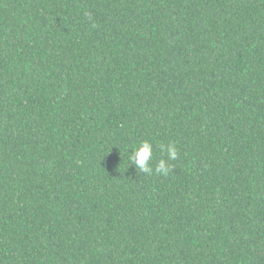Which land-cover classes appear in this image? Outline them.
<instances>
[{
	"label": "trees",
	"instance_id": "1",
	"mask_svg": "<svg viewBox=\"0 0 264 264\" xmlns=\"http://www.w3.org/2000/svg\"><path fill=\"white\" fill-rule=\"evenodd\" d=\"M0 264H264V0H0Z\"/></svg>",
	"mask_w": 264,
	"mask_h": 264
},
{
	"label": "clouds",
	"instance_id": "2",
	"mask_svg": "<svg viewBox=\"0 0 264 264\" xmlns=\"http://www.w3.org/2000/svg\"><path fill=\"white\" fill-rule=\"evenodd\" d=\"M160 151L166 154V159H160L153 164L155 146L152 141L144 140L129 154L130 164L135 167L137 173L152 175H167L173 168L171 161L179 158V151L174 142L159 145Z\"/></svg>",
	"mask_w": 264,
	"mask_h": 264
}]
</instances>
